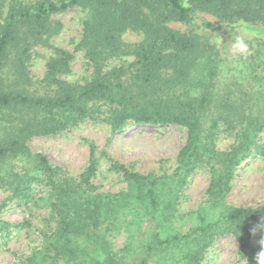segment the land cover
Listing matches in <instances>:
<instances>
[{
  "label": "trees",
  "instance_id": "trees-1",
  "mask_svg": "<svg viewBox=\"0 0 264 264\" xmlns=\"http://www.w3.org/2000/svg\"><path fill=\"white\" fill-rule=\"evenodd\" d=\"M74 9L85 14L78 48L92 74L84 84L66 79L73 55L53 41L63 30L56 17ZM237 27L253 28L257 39L231 58L198 32ZM128 32L141 40L127 42ZM37 48L52 50L42 78L30 77ZM227 72L238 75L229 84ZM87 121L114 134L175 125L187 140L173 173L123 167L127 190L98 193L93 166L77 182L29 146ZM222 133L233 138L229 149L218 148ZM263 133L264 0H0V189L29 207L41 186L40 201L56 221L23 264H201L225 235L237 240L245 264H255L264 205L236 207L228 196L240 166L264 157ZM201 169L211 177L205 201L180 220L177 204ZM187 220L192 227L184 231ZM23 227L0 219L2 239ZM121 234L126 243L118 252Z\"/></svg>",
  "mask_w": 264,
  "mask_h": 264
},
{
  "label": "rangeland",
  "instance_id": "rangeland-1",
  "mask_svg": "<svg viewBox=\"0 0 264 264\" xmlns=\"http://www.w3.org/2000/svg\"><path fill=\"white\" fill-rule=\"evenodd\" d=\"M84 16L79 9L58 15L56 19L62 22L63 30L53 39L55 46L73 55L72 73L66 76V79L79 84H84L92 74V67L85 53L78 48ZM199 17L202 20L215 21L211 15L199 14ZM172 26L177 30H184L182 24L173 23ZM198 32L206 36L211 43H217L223 54L230 58L247 52L249 44L257 39L253 28H221ZM237 37L243 39L246 45L244 51L235 47ZM124 39L135 43L141 40V35L128 32ZM51 56L52 50L37 48L31 62L30 77L42 78ZM123 62L118 61L115 65L120 66ZM225 62L227 65L233 64L228 59ZM225 74L228 84L238 76L230 72ZM186 140V130L175 125L126 128L114 134L105 123L87 121L60 135L34 138L29 146L34 152L45 154L54 165L62 167L67 176L77 182H81L82 175L93 166L90 182L97 192L118 194L128 188L121 168L126 167L143 175L171 174L176 169L177 157ZM261 142L264 143V133ZM232 144L231 136L227 133L220 134L218 140L220 150L229 149ZM116 166H119V169H116ZM210 181V172L207 169L198 170L192 176L183 198L177 204L180 220L183 219L182 215L185 217L202 205ZM232 186L228 196L231 205L236 207L264 205V157L252 156L245 161L238 169ZM34 191V197L39 202L27 207L14 198L13 191L0 189L2 207L0 219L24 225L21 230L13 231L10 237L2 239L0 235V264H23L35 250L41 249L44 234L56 228V221L52 218L50 210L45 202L40 201L46 197L45 189L36 186ZM142 227V232L149 229L146 223ZM191 227L192 223L187 220L184 231ZM262 240L264 235L258 234L253 242ZM125 243V234H121L114 241L115 250L118 252L123 250ZM201 264H245V261L239 253L237 240L231 235H225L217 239L214 246L205 254Z\"/></svg>",
  "mask_w": 264,
  "mask_h": 264
},
{
  "label": "clouds",
  "instance_id": "clouds-1",
  "mask_svg": "<svg viewBox=\"0 0 264 264\" xmlns=\"http://www.w3.org/2000/svg\"><path fill=\"white\" fill-rule=\"evenodd\" d=\"M235 47L240 51L245 50L246 45L244 44L243 39L241 37H237ZM260 245L261 250L255 256V264H264V240L260 242Z\"/></svg>",
  "mask_w": 264,
  "mask_h": 264
}]
</instances>
